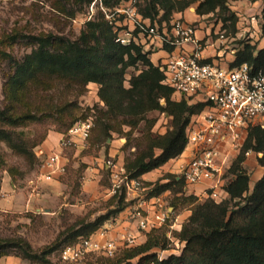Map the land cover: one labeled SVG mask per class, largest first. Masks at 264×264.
Segmentation results:
<instances>
[{"label": "rangeland", "instance_id": "374dc122", "mask_svg": "<svg viewBox=\"0 0 264 264\" xmlns=\"http://www.w3.org/2000/svg\"><path fill=\"white\" fill-rule=\"evenodd\" d=\"M122 1L0 0V108L13 118L35 117L19 120L18 124L0 121V239L28 243L32 252L52 264H61L60 250L73 244L78 234L85 232L87 223L118 205L123 192L111 193L110 171L105 166V161L111 159V139L123 138V163L130 176L129 163L149 148L153 138L172 129L173 117L162 110H151L131 121L111 116L99 96L100 85L84 83L80 78L42 74L21 88L13 80L17 65L38 48L35 37L78 40L89 21L105 20L112 25L107 14ZM147 1L140 0L139 9ZM201 1L196 0L185 10L189 20L200 18L207 28L214 24V30L221 22L227 44L236 52L244 42L264 48V0H229L226 11L204 15L197 12ZM176 13L180 12H175L168 24ZM225 17L229 20L224 21ZM138 72L129 68L126 86L130 76ZM89 117L94 127L87 147L79 154L75 147L66 149L70 159L66 173L58 182L45 181L41 159L36 155L38 145L51 132L63 133L74 122ZM92 163L98 167L100 178L94 185H88L86 173ZM179 163L177 158L170 160L151 182L164 183L168 177L180 175ZM242 166L251 176L252 185L264 174V166L255 154L246 155ZM164 194L169 206L175 208L170 209L174 211L171 223H182V227L194 206L202 203L195 196L186 195L184 187ZM169 231L166 227L150 235L162 239L150 252L158 255L169 250L165 256L177 253L182 247L177 243L179 232L174 230L168 236ZM150 236L133 247L143 245ZM22 251L13 248L0 254V264H46L24 258ZM109 263L105 257L92 256L84 264Z\"/></svg>", "mask_w": 264, "mask_h": 264}, {"label": "trees", "instance_id": "16d2710c", "mask_svg": "<svg viewBox=\"0 0 264 264\" xmlns=\"http://www.w3.org/2000/svg\"><path fill=\"white\" fill-rule=\"evenodd\" d=\"M195 1L148 0L139 11L153 23L161 24L169 21L175 12L185 11ZM228 2L229 0H203L199 3L197 12L204 15L217 10L226 11ZM227 20L229 18L225 17L224 21ZM233 26H236V19ZM262 30L264 32V23ZM35 38L39 43L38 48L17 65L13 82L18 87H24L42 74L80 78L84 83L94 82L100 85L99 96L107 107L106 113L111 116H121L131 121L151 110H162L173 117L172 129L153 138L149 148L129 163L131 178H142L144 174L183 154L188 143L186 132L190 119L204 105L189 104L184 99L174 101L173 89L163 83L164 73L151 60L150 51H145L142 45L134 42L127 45L118 42L113 26L105 20L87 22L86 29L75 41ZM243 63L253 66L255 71H264V48L258 49L251 42H244L231 65ZM139 66L142 67L138 68ZM131 67L139 72L130 76L129 86H126V76ZM162 100L165 104H162ZM30 118L35 117L26 115L13 118L0 108L2 122L18 124L19 120ZM73 124L63 133L68 132ZM155 148H159L160 153H156ZM250 150L263 152L260 162L264 166V129L253 127L249 130L243 147L233 162L230 173L234 175V179L228 186L230 199L221 203L205 201L194 206L188 222L179 231V239L185 241L180 254H170L160 260L156 252H150L162 240L159 236L150 235L167 227L165 226L151 231L143 245L128 248L115 258H106L109 264H264V174L250 192L251 176L242 166L246 153ZM145 185L152 186L149 195L153 196L176 188L182 190L184 180L171 176L164 183L145 181ZM232 202L234 203L231 205ZM129 203L126 192L123 191L118 205L95 221L87 223L84 226L85 232L78 234L80 236L75 242L80 237L94 233L122 212ZM162 235L165 237L166 233ZM28 247V243L0 239V254L20 248L24 258L52 264ZM163 248L165 249L164 246Z\"/></svg>", "mask_w": 264, "mask_h": 264}, {"label": "built area", "instance_id": "2783aa9c", "mask_svg": "<svg viewBox=\"0 0 264 264\" xmlns=\"http://www.w3.org/2000/svg\"><path fill=\"white\" fill-rule=\"evenodd\" d=\"M140 0H123L107 17L122 44L136 43L145 51L161 43L164 51L157 66L164 73L163 83L173 89L174 101L203 103L187 127L186 154L178 157V179L184 180L186 195L199 201L221 203L230 199L229 184L234 175L230 169L253 127L264 129V71H255L248 63L231 65L236 50L227 42L220 22L207 25L199 19L174 16L168 24L151 23L139 11ZM201 31L202 35L198 36ZM214 35L217 37L214 38ZM162 104L165 101L162 100ZM92 117L76 121L66 133L60 134L58 146L46 152L41 145L36 155L41 159L42 175L47 180L59 179L67 171L66 149L83 151L91 136ZM259 159L263 152L250 150ZM111 176V193L126 192L129 205L108 220L94 233L60 250L61 264H84L92 256L115 258L124 250L141 243L148 234L165 226L181 231L182 223H171L174 207L164 193L149 195L150 186L142 178H131L115 157L105 161ZM178 222V220H176ZM182 247L185 241L178 240ZM163 250L160 260L166 258Z\"/></svg>", "mask_w": 264, "mask_h": 264}, {"label": "crops", "instance_id": "0c3cea01", "mask_svg": "<svg viewBox=\"0 0 264 264\" xmlns=\"http://www.w3.org/2000/svg\"><path fill=\"white\" fill-rule=\"evenodd\" d=\"M174 16H177V17L178 16H182V17L188 18L186 11H183V12H180V13H176ZM149 21L151 23H153L151 21V19ZM163 23L160 24L158 22H154L153 24H155V25H162ZM201 35H202V32L199 31L198 32V36H201ZM160 45H161V43L159 41H157L156 44L154 46H150L149 47V50H148V51L151 52L150 58H151V60L153 61V63L155 65H157V63L159 61V58L162 57V55L164 54V51L162 50V48H161ZM60 134L61 133H59V132H51L49 134L47 140L41 145V147L46 152H50L54 147H57L58 146V142H59L60 137H61ZM122 140H123V138H118V139L114 138V139H111V148H110L111 149V151H110L111 157H115L121 163H123V161H124V153H123V150H122V146H123ZM77 154H79V152H77ZM184 154H186L185 151L183 152V155ZM96 160H100V159L96 158ZM93 163L88 168V171L86 173V182H87L88 185H91V184L94 185L96 182H98V180L100 178V175L98 173L99 172V169ZM167 164H168V162H167ZM164 166H166V164ZM164 166H162V167H160L158 169H155V170H153L151 172H148V173L144 174L142 176V179L144 181H153L154 180V178H153L154 174L156 172L161 171V169L164 168ZM42 172H43V169H42ZM44 180L47 181V182H58L57 179H55V180H47V179L44 178ZM255 183L256 182H254L253 185H252V182H250V186L251 187L252 186L254 187Z\"/></svg>", "mask_w": 264, "mask_h": 264}]
</instances>
